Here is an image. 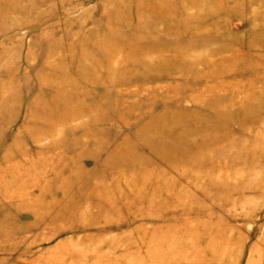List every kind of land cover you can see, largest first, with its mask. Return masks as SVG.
Wrapping results in <instances>:
<instances>
[{
	"label": "rangeland",
	"instance_id": "1",
	"mask_svg": "<svg viewBox=\"0 0 264 264\" xmlns=\"http://www.w3.org/2000/svg\"><path fill=\"white\" fill-rule=\"evenodd\" d=\"M177 3L0 0V264H264V120L254 167L188 147L237 137L248 92L264 111V0ZM151 122L202 134L159 154Z\"/></svg>",
	"mask_w": 264,
	"mask_h": 264
},
{
	"label": "bare ground",
	"instance_id": "2",
	"mask_svg": "<svg viewBox=\"0 0 264 264\" xmlns=\"http://www.w3.org/2000/svg\"><path fill=\"white\" fill-rule=\"evenodd\" d=\"M142 2H144V1H142ZM208 3V2H211V3H214V4H219V3H223V0H178V3H177V8H179L180 10L181 9H183V8H186L187 6H191V7H196V6H198L200 3ZM150 3V2H149ZM171 3V2H170ZM141 4H143V3H140V6H142ZM147 4V3H146ZM162 4V3H161ZM144 5V4H143ZM166 5H168V2H164V6H166ZM162 6H163V4H162ZM161 6V7H162ZM152 7H154V6H152ZM163 8V7H162ZM138 11V10H137ZM144 12V11H143ZM143 12H141V11H138V13H137V17H138V22H139V26H137V29H136V31H138V33L137 34H141V33H143V31L144 30H148V29H151V27L155 24V22L156 21H159V22H167V21H169V19L171 18V17H168L170 14H163V15H157V14H155V12H153V11H150V12H145V14L143 13ZM126 24V23H125ZM165 24V23H164ZM167 24V23H166ZM135 29V28H134ZM135 31V32H136ZM116 32V31H115ZM114 37V36H113ZM207 39V42L209 41V39H210V37H207L206 38ZM116 40V39H115ZM211 41V40H210ZM252 41V40H251ZM107 43H109V41H107ZM206 43V42H205ZM113 44V43H112ZM192 44V43H191ZM256 48V47H255ZM253 57H252V59L250 58V60H252L253 61ZM255 61H259L258 59H256ZM236 62H238V60L236 61ZM253 63H255L254 61H253ZM261 64V63H263L264 64V60L263 61H259L258 62V64ZM256 64V63H255ZM91 66V65H90ZM100 66V65H99ZM219 66V65H218ZM217 66V67H218ZM222 66V65H221ZM257 66V65H256ZM262 66V65H261ZM227 67V66H226ZM237 68L233 71V72H227V71H220V75H224V76H226V77H229L230 79H231V77H233V76H237V75H241L242 74V72L244 71V65L242 64V66L241 65H237L236 66ZM252 72L253 73H255V75H256V77H257V75H259V77H260V75L262 76V74L260 73L261 71H260V69H256V68H254L253 69V66H252ZM87 71V70H86ZM85 71V72H86ZM229 71V70H228ZM232 71V70H231ZM82 72V71H81ZM263 72H264V70H263ZM262 72V73H263ZM216 75V74H215ZM212 77H213V75H212ZM217 77H219V73H218V75H217ZM263 78V77H262ZM212 79V78H211ZM211 79H210V76H209V80H207L208 82H209V84L211 85V87L212 86H214L215 87V85L214 84H212V81H213V79H212V81H211ZM259 79V78H258ZM255 80V79H254ZM206 81V82H207ZM238 81H240V79L238 80ZM252 80H249L247 83H250L251 85H254V84H256L255 83V81H258V80H255V81H252ZM261 81V80H260ZM233 83H237L235 80H233ZM204 84H205V82H204ZM209 84H206V85H208L209 87H210V85ZM261 84H263V86H264V79H263V82L261 83ZM234 85H236V84H234ZM238 85V84H237ZM236 85V86H237ZM263 90H264V87L262 88ZM263 93V92H262ZM254 94V93H253ZM248 95V96H247ZM247 95H246V100L244 101V103L242 104L243 106H241V110H240V114H241V116H242V118H245L247 121H248V124H247V126H245V127H240V128H242L241 129V131H240V133H239V135L237 136V137H231V136H228L227 135V137H225V138H223V137H221V138H219V139H215L214 137L213 138H211L210 139V141L209 142H207V141H202V142H200V143H194V144H192V143H189V144H191V145H189L187 142V139H185L184 137H186V136H189V135H191V134H197V135H201L202 134V129H181L180 130V134L179 135H177V136H175L174 138H173V141H172V143H166V141L164 142V141H162V139L160 138L161 136H170L171 134L169 133H165V135H161V131L159 132H156V131H152V129L154 128V125L157 123L156 122V120H154L156 123H153V122H151V123H148L149 125H146L144 128L145 129H147V130H149V131H151V133L153 134V137L152 138H150V140L148 141V146L149 147H151L150 149L151 150H156V152L157 153H159V154H161V153H164L165 151L167 152H169V151H174V150H177V149H182V148H184L185 146H187V144H188V147L190 146L191 147V149H195V150H198V151H206V150H211L213 147H214V149H216L217 151V153H234V158H230L229 160H227V159H224V162L222 163V164H224V166H228V168H231V166H240V167H244L243 165H250V166H252V167H254V165H256L258 162H262V160L260 161V159L259 160H257L256 159V161L255 160H253L252 158H250V159H244L243 157H238L237 155H239V154H242V153H246V154H251V153H255L256 151H258L259 150V148H258V146H256V144L255 145H253V143H249L248 141L249 140H247L246 139V137H247V135L249 134V133H252V132H254V131H256V129H258V127H260L261 126V124L260 123H262V121L264 120V111H260L259 109H261L260 108V105H257V107L256 108H254L255 107V105H254V101H252V95H251V100H249V96H250V94H249V92L247 93ZM254 96H256V95H254ZM262 97H264V96H262ZM261 97V98H262ZM248 98V99H247ZM261 98H259V99H261ZM263 99H261V101H262ZM216 101H218L217 99H216ZM262 104V103H261ZM264 104V103H263ZM205 106H209V104L208 105H203V104H201L200 105V109H204L203 107H205ZM263 107V106H262ZM261 110H263V109H261ZM199 111V110H198ZM169 112H170V110H169ZM189 113H188V111H175V112H171V113H165L164 115H162L163 117H165V118H167V120L169 119V120H176L177 118L179 119L180 117H183L184 115H188ZM159 116V115H158ZM161 116V117H162ZM157 118V117H156ZM155 118V119H156ZM228 118V117H227ZM159 119H160V117H159ZM215 119V118H214ZM221 119H222V117L220 116H218V121H219V123L217 124V125H214V126H206V127H203V130H208V131H212L213 129L215 130V129H223L225 126H222L221 124H220V121H221ZM163 120H164V118H163ZM166 120V119H165ZM217 120V119H216ZM229 120V119H228ZM162 121V120H161ZM240 121V120H239ZM222 122V121H221ZM169 123V122H168ZM208 123V122H207ZM162 125V124H161ZM212 125V124H211ZM243 126V125H242ZM156 127H157V125H156ZM202 128V127H201ZM262 128V127H261ZM260 128V130H258V131H261V132H263L264 133V128H262L261 129ZM143 132V131H142ZM138 133H140V132H138ZM143 133H145V130H144V132ZM147 133V132H146ZM161 135V136H160ZM249 136V135H248ZM146 137V136H145ZM149 137H151V136H149ZM154 137H155V139H154ZM261 137V136H260ZM142 138H143V136H142ZM248 138V137H247ZM256 138V137H255ZM138 139H139V136H138ZM263 144H264V142H263ZM161 145V146H160ZM160 146V147H159ZM264 147V146H263ZM116 152V151H115ZM189 161H191V160H189ZM263 161H264V159H263ZM192 162V161H191ZM195 162H197V161H195ZM175 164H178V163H175L174 162V165ZM236 164V165H235ZM198 165V164H197ZM175 166H177V165H175ZM196 166V165H195ZM179 167V166H178ZM222 166H220V168H221ZM211 169H213L214 167H210ZM178 169H175V171H177ZM227 170H224V171H222L221 170V172H223V174H224V172H225V175H222V178H224V181L226 180V175H227V172H226ZM75 181V180H74ZM222 181V180H221ZM220 183H222V182H219V181H217L216 182V184L215 183H213L214 184V186H216L217 187V189H219L218 190V192L219 193H221V189L219 188V187H221V185H220ZM167 187H165V191H167L168 190V188L166 189ZM244 190V189H243ZM246 190H250V189H246ZM246 192H250V191H246ZM250 193H252V192H250ZM249 193V194H250ZM205 194V193H204ZM224 194H226V193H224ZM153 196V195H152ZM226 195H224V197H225ZM226 199H227V197H226ZM146 211V210H145ZM144 210H143V212L144 213H147V212H149V211H147V212H145ZM144 213H142V214H144ZM152 215V214H151ZM156 217V216H155Z\"/></svg>",
	"mask_w": 264,
	"mask_h": 264
}]
</instances>
